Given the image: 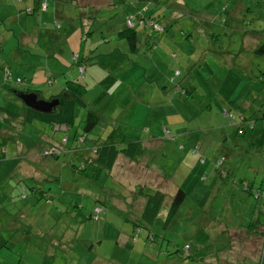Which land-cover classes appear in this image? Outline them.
Listing matches in <instances>:
<instances>
[{
  "label": "rangeland",
  "instance_id": "rangeland-1",
  "mask_svg": "<svg viewBox=\"0 0 264 264\" xmlns=\"http://www.w3.org/2000/svg\"><path fill=\"white\" fill-rule=\"evenodd\" d=\"M106 2L0 0L2 106L24 107L19 91L37 90L50 99L74 77L77 63L68 60L71 71L63 76L61 70L60 82L53 76L49 82V73L40 78L47 51L64 45L60 36L78 39V60L86 56L78 75L85 105L76 106L73 124L47 131L51 144L40 140L42 122L6 132L0 113L1 263L93 264L99 254L95 264H264V196L244 190L245 182L264 185V54L254 53L264 42V0H110L105 10ZM155 6L150 20L165 28L164 38L146 51L141 45L129 52L124 39L113 37L114 26L121 27L125 11L144 16ZM92 13L93 22L87 19ZM133 24L138 32L147 26L137 19ZM4 68L24 82L5 80ZM89 110L99 119L85 134ZM146 124L151 131L167 125L157 138L175 149L190 141L186 154L192 142L199 146L195 157L185 159L175 150L146 152V161L167 172L171 188L151 224L142 221L140 205L155 191L147 185L129 189L133 180L145 184L147 171L139 177L127 167L113 173L120 176L102 166L81 169L84 160L75 150L135 138V129ZM165 127L175 134L174 143L163 137ZM52 150L61 154L49 155ZM176 185L186 196L166 225ZM94 203L98 221L90 216ZM252 213L257 221L249 226ZM91 240L92 251L80 248ZM121 242L130 245L124 249Z\"/></svg>",
  "mask_w": 264,
  "mask_h": 264
},
{
  "label": "trees",
  "instance_id": "trees-1",
  "mask_svg": "<svg viewBox=\"0 0 264 264\" xmlns=\"http://www.w3.org/2000/svg\"><path fill=\"white\" fill-rule=\"evenodd\" d=\"M35 1L38 4L39 0H35ZM155 1H158V0H155ZM89 9H91V8L89 7ZM147 9H148V7L146 8V10ZM156 9L157 8H155V7L152 8L147 13V15H144V16H142V15L140 16L138 13H135V11H133V12H126L125 11V13H124L125 15H123L119 18V20H120L119 25L121 27L116 28L114 26V28L116 29V32H115L116 35L114 34L113 37L118 36V38L124 39L129 44V46H130L129 50L130 51L136 50V48L138 47L139 33H138L137 29L135 28V25L133 23L136 19L137 20L145 19V18H148L149 20L152 19L155 15ZM128 15L132 16L131 22L133 21V23L131 26H128L127 22H126V18ZM87 19L93 22V20H92L93 19V13L90 14V16ZM156 24L158 26H160L161 29L156 28L154 24L147 25V26H145L144 23L142 24L143 26H145L144 30L148 34V36H153V38H154L155 35L162 36L165 34V32H164L165 28L163 26H161L159 24V22H156ZM108 33L112 34V31H109ZM86 37H87V35L85 34L83 36V39L85 40ZM185 37H187V35ZM103 38H105V36H103ZM154 40H152L149 43V46L151 48H153V46H154V43H155ZM87 52H90V51L87 50ZM254 53H256L258 55L264 54V42H259L257 44V46L254 48ZM78 58H80V55H78L75 52H73L70 55L71 61L74 64L77 63L76 73L78 75H81V74H84V69H83V71H81V68L83 65H85L84 62H85L86 56L83 58V61L78 60ZM4 72H5V68L3 69L4 79L5 78L11 79L12 75H10V73H9V76H8V74H6V72L5 73ZM51 77L52 76H50L48 79L49 82H52ZM12 78H13V81H15L17 83H23L25 80L21 77H12ZM29 81L32 84V81L30 79H29ZM5 85L6 84L4 83L3 86H5ZM27 91H29V90H27ZM35 91H37V90H35ZM84 91H86V87L80 81L79 78L66 80L63 87H62V90L58 94L52 95L53 97H61L62 98L61 104H59L56 107L54 112L48 113V114L37 112V111H35V110L25 106V105H24V107L22 106V108L18 109L15 107H11V108L8 107L7 108L6 106H2L0 104V113H3L4 118H7V127H6L7 130H6V132L7 131L10 132L13 129L15 133H18L17 129H20V128L28 125V124H31L34 120H37V121L42 122L44 124V127H45V128L43 127L44 131L42 132V134L40 133V138H41L40 140L42 142H44L45 144H46V141L48 144H51L48 137L46 140H43L44 135H46L47 131L48 132L55 131L56 126H58V125H62V126L64 125L67 127L68 125L73 124L74 118H75L76 106L77 105H81V106L85 105V103L82 99ZM64 92L66 93L65 96L63 95ZM38 97H39V93H38ZM262 114H264V111L262 112ZM98 119H99V115L96 112H92L89 110L87 112V116H86V119L84 121V125H83L84 131L83 132L86 134V132L90 131L93 128V126L98 122ZM261 119L264 120V115L261 116ZM250 123H253V122L250 121ZM163 135H164L163 137H166V138L168 137V140H170L171 143H174L175 134L168 127L163 128ZM82 137H83V135L78 136L77 140L79 143L85 142L84 140L83 141L81 140ZM128 144L131 145L130 148H122V149L115 147V144H112L111 142L110 143L107 142L105 144H102L100 146V149H99V146H96L95 144H91V143L89 145H85V147L81 146L80 148H84L85 151L87 152V157H85L83 159L84 162H83L81 169L83 167L85 168L86 166H91V167L92 166H96V167L102 166V167L110 170V168L113 166L118 154H120V153L132 160V158H133L132 155H134L132 153V151H134L132 148H133V145H135V142H129ZM176 146L180 150H183L186 147L185 145H183L181 143H177ZM198 151H199V146L193 145L191 147H188V153L190 155H193L194 157L196 156L194 154H197ZM54 154L57 155L56 157H58V155H60L61 153H50L49 155L55 156ZM46 155H48V154H46ZM134 156H135V158L140 157L141 151L138 150ZM224 174L226 175L225 171H224ZM235 182L237 183L238 181L234 180V183ZM250 185H252V184H250ZM250 185L247 182H245L244 190L249 191L257 199L261 195L264 196V190H261L260 188H256L254 185L253 186H250ZM235 192L236 191H234L233 194H236ZM162 195L163 194H160V195H157V194L152 195L151 194V195L147 196V199H146L145 204L143 205V208L141 211L142 221H144V222L146 221L150 224L154 221V219L156 218V216L159 212L160 201H162V197H163ZM185 196H186V194L182 190V188H178L175 191V193L173 194V196L171 198L169 210L167 212V216L165 219L166 225L171 220V218L175 215L176 211L179 209V207L182 204ZM92 208H93V211H91L92 214L90 216L94 221H98L100 219V215H101L100 214V207L98 204L94 203ZM249 219H250L249 220V226L253 225L254 220L257 221V218L252 219V217H250ZM261 233H262L261 241L264 245V222L262 224ZM80 248L83 250L92 251L94 248V243L91 240V242H89L88 245L82 246ZM94 257L98 258L99 254H96ZM139 264H142V263H139Z\"/></svg>",
  "mask_w": 264,
  "mask_h": 264
},
{
  "label": "crops",
  "instance_id": "crops-1",
  "mask_svg": "<svg viewBox=\"0 0 264 264\" xmlns=\"http://www.w3.org/2000/svg\"><path fill=\"white\" fill-rule=\"evenodd\" d=\"M105 1H107V2L104 3L101 6L102 7L105 6V10H109L110 6H112V3L110 2V0H105ZM153 2L157 3V1H155V0H153ZM85 4H87V3H84V5ZM90 6H92V5H90ZM155 8L158 9V7H156V6H155ZM40 16H42V14ZM52 19H53V16L50 17V15H49L47 17V21L48 22L52 21ZM138 33H139L138 47L136 48V50H132V51H129V52H135L136 53L139 50L141 45L144 46L143 49H144V51H146L147 48L148 49L151 48L149 46V43L152 40H154V39L155 40L156 39L157 40H161V38H164V35H162V36L155 35L154 38H153V36H148V34L145 32V30H144V32L140 31ZM59 40H60V42H63V44H64L63 47L57 48L56 50H54V49L48 50L47 53H46L47 58L44 59V62H41V65H40V69H41L40 70V78L41 79H43V75H45L46 78H47V73H49V77L53 76V78H55V80L57 79V81L60 82V78H59L60 71L61 70L63 71V76L68 75V73L71 71L70 70L71 63H69L68 60L70 62H72V61H71L70 57H66V52H67V49L70 50V55L73 52H75V49L77 48V44H79L78 39H76V38L68 39L65 36H60ZM69 40L75 45H70L69 44V42H70ZM24 44H26L25 41H24ZM99 44H100V42H97L95 47L97 45H99ZM93 47L94 46L91 45L88 50H90V52H91ZM77 54L79 55V53H77ZM46 69H47V71H46ZM73 73H74V77H72V79L78 78V74L76 73V71H73ZM121 85H122L123 89H127V85L126 84L121 83ZM30 86H32V85H30ZM62 87L63 86L61 85L60 86V91L62 90ZM128 92H129V95L136 96V94L134 95L129 90H128ZM51 97H53V96H51ZM158 104H161V103H157V105ZM154 105H156V103ZM97 114L99 115V113H97ZM263 115L264 114H262V116ZM263 122H264V120H263ZM160 126L162 128L163 126H167V125L161 124ZM160 126L159 125H155V127H157V128H154L151 131L149 128H147V124H146L143 127V129H140V131L138 129H135L136 131H138V134H133V136L135 138H131V137L127 138L126 136H124L125 137L124 139H119V140H117L115 142V143H117V144H115V147H118L120 149H122V148H130L131 145H129L128 143L129 142H135V145H133V148H132L134 151H132V153L135 155L136 152L138 150H140L141 151V156L135 158V156L132 155L133 158L131 160V159H129L128 157L124 156L121 153L118 154L113 166L109 170V174H112L113 176H117L118 174H113V173L116 172V170L119 169L120 167H127V169H133L138 174L139 177L141 175H143L141 173H144V171H147L149 173L148 177H150V178H146L147 181H145V184H143L144 181H140L139 182V180H136V181L133 180V181H131L129 183V185H130L129 189H133V187H137V186H139L140 188H143V187H146V185H147L149 187V189L152 192L155 191L154 194H157V195L166 194V192L171 189V188H168V185H169L170 182H169V180L167 178V172H165V170H162L160 167H157L155 165H151L148 161H146V158H148L147 155H146L147 154L146 152H148L150 149H155V150H158V151H162L163 150L164 151V155H170L175 150L176 152L181 154V156H180L181 159H185V156H190V158H192V156H193V155H189L188 153L186 154L183 151L184 149L180 150V149H178L177 146H176L177 149H175V146L172 145V144L171 145L173 147H170L168 145V143H164V141H163L164 138H159L158 139L157 137H162V134H161L162 133V129H160ZM144 129H148V132L144 131ZM158 134H160V135L157 136ZM7 135L9 136V134H7ZM140 136L142 138L138 139ZM46 139H47V137L44 136V140H46ZM164 140H167V139H164ZM167 142H169V141H167ZM189 142H186V147H187V145H190ZM191 145L192 146L196 145V143L192 142ZM99 149H100V146H99ZM76 150L78 151V155L82 156V160L85 157H87V152L85 151L84 148H79V149H76ZM74 152H75V150H74ZM132 164H136L137 167L134 168L132 166ZM92 167H96V166H92ZM118 176H120V175H118ZM152 178H154V180ZM263 186L264 185H263V181H262L260 183V185H259L261 190L263 189ZM177 189H178V187L176 185L175 188L173 189V191L174 190L176 191ZM147 196H149V195H147ZM144 204H145V202H144ZM160 205H161V201H160ZM140 208L142 210L143 206L140 205ZM251 217H252V219L254 218V214L253 213H252ZM252 236H255V235H252ZM247 242H248V245H250V244L252 245L251 241H247ZM118 243H120V241L117 242V247H118ZM121 244H122L121 246L124 249L128 248L129 245H130V244L125 243V242L124 243L121 242ZM94 258L96 259L97 257H94ZM95 259H94V263L93 264H95ZM253 259H255V258H253ZM43 261H45V260H43ZM90 261L88 262V264H90ZM126 261H127V259H126ZM126 261L124 263H122V262H119V263L120 264H126ZM129 263L131 264L132 262H129ZM0 264H2L1 261H0ZM110 264H118V263H117V261H113Z\"/></svg>",
  "mask_w": 264,
  "mask_h": 264
},
{
  "label": "water",
  "instance_id": "water-1",
  "mask_svg": "<svg viewBox=\"0 0 264 264\" xmlns=\"http://www.w3.org/2000/svg\"><path fill=\"white\" fill-rule=\"evenodd\" d=\"M15 94L25 106L45 114L54 112L56 107L62 102L61 97L40 98L35 91H19L15 92ZM63 95L65 96L66 93L64 92Z\"/></svg>",
  "mask_w": 264,
  "mask_h": 264
},
{
  "label": "built area",
  "instance_id": "built-area-1",
  "mask_svg": "<svg viewBox=\"0 0 264 264\" xmlns=\"http://www.w3.org/2000/svg\"><path fill=\"white\" fill-rule=\"evenodd\" d=\"M131 19H132V16H131V15H128L127 18H126V22H127V25H128V26H131V25H132ZM140 23H141V24L144 23V24H147V25L154 24L156 28L161 29L160 26H158V25L156 24V21H151V20L146 21L145 19H140ZM81 71H83V68H81ZM6 74H8V76H9V73H8V72H6ZM165 132H166V131H165ZM168 136H169V135H168ZM167 138H168V137H167ZM81 140L83 141L84 138L82 137ZM50 153H58V151H54V150H52Z\"/></svg>",
  "mask_w": 264,
  "mask_h": 264
}]
</instances>
